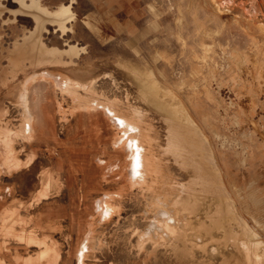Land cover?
Wrapping results in <instances>:
<instances>
[{
	"label": "rangeland",
	"instance_id": "obj_1",
	"mask_svg": "<svg viewBox=\"0 0 264 264\" xmlns=\"http://www.w3.org/2000/svg\"><path fill=\"white\" fill-rule=\"evenodd\" d=\"M0 264H264V0H0Z\"/></svg>",
	"mask_w": 264,
	"mask_h": 264
},
{
	"label": "bare ground",
	"instance_id": "obj_2",
	"mask_svg": "<svg viewBox=\"0 0 264 264\" xmlns=\"http://www.w3.org/2000/svg\"><path fill=\"white\" fill-rule=\"evenodd\" d=\"M33 42V41H32ZM43 74H46V75H48V73L46 72V71H44L43 72ZM29 93V92H28ZM28 96H29V94H28ZM20 99L23 101V103H24V105H26V91L25 90H23V92H21V94H20ZM104 107V106H103ZM29 108V107H28ZM108 109H109V111H111L112 112V114L113 115H115L116 116V118L121 122V124H123V126H124V128H125V130L126 129H128L129 128V130H131V132L130 133H135V132H138L139 131V129L137 128V126L133 123V122H131V121H129L128 119H126V118H124V117H122V116H117L116 115V113L112 110V109H110L109 107H108ZM29 111H30V109H28ZM29 114V113H28ZM31 116V115H30ZM124 130V131H125ZM126 132L128 133L129 131H127L126 130ZM137 139V138H136ZM132 141H133V139H132ZM136 141V152H137V155H136V157H134V154H133V158L135 159V161L134 162H136L134 165H132V169L134 170V172L136 173V174H138V175H141V169H142V167H143V152H144V150H145V148L143 147V144H141L140 142H138V140H135ZM133 164V163H132ZM140 166V167H139ZM150 169V168H149ZM146 174L147 173H145V176H146ZM142 175H144V174H142ZM139 178H140V176H138ZM143 178V177H142ZM144 179H145V177H144ZM143 179V180H144ZM144 181H147V179L146 180H144ZM146 183V182H145ZM101 209H102V207H101ZM108 213V212H107ZM244 244V243H243ZM240 246V245H239ZM251 250V249H250Z\"/></svg>",
	"mask_w": 264,
	"mask_h": 264
},
{
	"label": "crops",
	"instance_id": "obj_3",
	"mask_svg": "<svg viewBox=\"0 0 264 264\" xmlns=\"http://www.w3.org/2000/svg\"><path fill=\"white\" fill-rule=\"evenodd\" d=\"M115 2V0H111V1H107V0H90L91 3L93 4H103L105 5L106 3H112V2ZM105 7H103L104 9ZM110 9H113L114 10V6H111Z\"/></svg>",
	"mask_w": 264,
	"mask_h": 264
}]
</instances>
